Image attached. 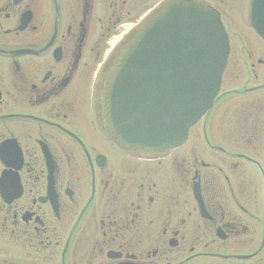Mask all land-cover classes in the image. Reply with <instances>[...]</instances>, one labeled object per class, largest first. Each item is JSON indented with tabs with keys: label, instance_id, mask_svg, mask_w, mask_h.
I'll return each mask as SVG.
<instances>
[{
	"label": "flooded vegetation",
	"instance_id": "flooded-vegetation-1",
	"mask_svg": "<svg viewBox=\"0 0 264 264\" xmlns=\"http://www.w3.org/2000/svg\"><path fill=\"white\" fill-rule=\"evenodd\" d=\"M177 1L0 0V264H264V38L244 20L250 0H184L214 8L229 40L195 128L206 148L146 156L105 128L114 60Z\"/></svg>",
	"mask_w": 264,
	"mask_h": 264
},
{
	"label": "water",
	"instance_id": "water-1",
	"mask_svg": "<svg viewBox=\"0 0 264 264\" xmlns=\"http://www.w3.org/2000/svg\"><path fill=\"white\" fill-rule=\"evenodd\" d=\"M252 1L248 22L259 28L264 0ZM228 52L212 8L179 1L164 9L124 49L106 79L103 113L113 139L144 154L183 145L213 105Z\"/></svg>",
	"mask_w": 264,
	"mask_h": 264
},
{
	"label": "rangeland",
	"instance_id": "rangeland-1",
	"mask_svg": "<svg viewBox=\"0 0 264 264\" xmlns=\"http://www.w3.org/2000/svg\"><path fill=\"white\" fill-rule=\"evenodd\" d=\"M227 80V79H226ZM226 83L227 84H225V86H231V83L229 82V81H226ZM239 83V82H238ZM238 83H235V84H233L235 87H237L239 84ZM200 129V128H199ZM197 134H199V136H200V133H199V130L197 131L196 129L193 131V133H192V137H191V140H189V142L185 145V147L183 148L182 147V149H180L178 152H176L178 155H182V156H186L187 158H189L190 157V151L192 150L191 148H193V146L196 144V140L195 139H198L197 140V145L198 144H201V145H204V143H203V138H201V136L199 137V138H197L196 137V135ZM223 135H224V133H223ZM198 136V135H197ZM230 139L231 138H226L225 137V135H224V137H222L221 139H219V140H221L222 141V143H224V144H231L230 143ZM236 144V143H235ZM235 149H237V150H245L246 152H249V151H251V152H255V149L254 148H235ZM248 150V151H247ZM250 152V153H251Z\"/></svg>",
	"mask_w": 264,
	"mask_h": 264
}]
</instances>
